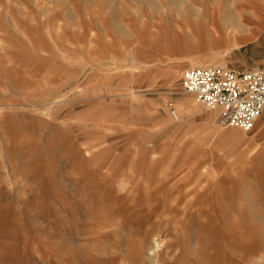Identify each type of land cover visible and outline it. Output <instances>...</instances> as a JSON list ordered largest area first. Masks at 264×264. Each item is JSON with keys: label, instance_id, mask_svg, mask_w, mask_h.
Returning <instances> with one entry per match:
<instances>
[{"label": "rangeland", "instance_id": "1", "mask_svg": "<svg viewBox=\"0 0 264 264\" xmlns=\"http://www.w3.org/2000/svg\"><path fill=\"white\" fill-rule=\"evenodd\" d=\"M255 2L0 0V264H264L263 117L181 84L264 64Z\"/></svg>", "mask_w": 264, "mask_h": 264}, {"label": "built area", "instance_id": "2", "mask_svg": "<svg viewBox=\"0 0 264 264\" xmlns=\"http://www.w3.org/2000/svg\"><path fill=\"white\" fill-rule=\"evenodd\" d=\"M181 84L198 102L218 110L222 126L250 131L264 110V66H188L182 73Z\"/></svg>", "mask_w": 264, "mask_h": 264}, {"label": "bare ground", "instance_id": "3", "mask_svg": "<svg viewBox=\"0 0 264 264\" xmlns=\"http://www.w3.org/2000/svg\"><path fill=\"white\" fill-rule=\"evenodd\" d=\"M254 4H255L254 6H256V9L253 10V11L248 12V14L256 17L259 20L264 19V2H257V3L255 2ZM229 12H230L231 15L230 14L227 15V18H225V21L231 22L233 24V29L234 30L239 31V32H249L250 31V28L248 27L247 24L241 23V22L237 21V19H235V17L238 16L235 11H229ZM197 13H199V12L197 11ZM200 60H201L200 63H203V64L206 63L203 59L200 58ZM132 67L134 68L135 72L138 71L137 67L135 68L134 63L132 64ZM172 166L174 167L175 165L172 164ZM169 168L172 169V167H169ZM164 171L162 173L160 172L161 174L164 173V179H162V181L165 184H170L171 180L168 179V171H166V172H164ZM152 243L153 244H152V249L150 250V254L152 255V259H155L154 255L156 254L157 250H159L161 248L162 239L159 238L158 236H154L153 239H152ZM152 261H154V260H152ZM154 262H156V261H154Z\"/></svg>", "mask_w": 264, "mask_h": 264}, {"label": "crops", "instance_id": "4", "mask_svg": "<svg viewBox=\"0 0 264 264\" xmlns=\"http://www.w3.org/2000/svg\"><path fill=\"white\" fill-rule=\"evenodd\" d=\"M258 21H259V23H261V24L264 23V20H258ZM259 66H264V64L256 65V66H250V67H259ZM250 67H248V68H250ZM261 115H262V117H263V118H262L263 121H262V123H261V127L263 128V127H264V111H262Z\"/></svg>", "mask_w": 264, "mask_h": 264}]
</instances>
